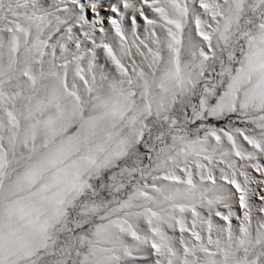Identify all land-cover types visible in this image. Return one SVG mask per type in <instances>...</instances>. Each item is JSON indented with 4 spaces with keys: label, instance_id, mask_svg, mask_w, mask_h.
I'll return each instance as SVG.
<instances>
[{
    "label": "snow or ice",
    "instance_id": "snow-or-ice-1",
    "mask_svg": "<svg viewBox=\"0 0 264 264\" xmlns=\"http://www.w3.org/2000/svg\"><path fill=\"white\" fill-rule=\"evenodd\" d=\"M0 264H264V0H0Z\"/></svg>",
    "mask_w": 264,
    "mask_h": 264
}]
</instances>
